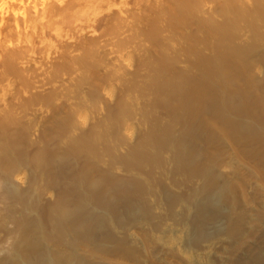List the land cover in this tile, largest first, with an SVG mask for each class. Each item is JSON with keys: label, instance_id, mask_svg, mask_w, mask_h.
Segmentation results:
<instances>
[{"label": "rangeland", "instance_id": "obj_1", "mask_svg": "<svg viewBox=\"0 0 264 264\" xmlns=\"http://www.w3.org/2000/svg\"><path fill=\"white\" fill-rule=\"evenodd\" d=\"M87 5L89 9L86 13L90 14L91 17L96 16L93 17L96 18L95 24L88 31L67 30L71 28L69 22L72 19L79 20L80 15L79 13H73L72 16L64 15L57 20V27L54 30L63 31L66 29L69 35L67 33L62 40L59 39L60 43L59 40L55 39L56 42L54 39L51 40L53 43H57L59 47L57 45H55L57 48L51 49L43 47L37 49L40 52L36 50L37 52L32 54L28 51V54L17 58V61H13L14 63L0 58V264L14 254L13 243L18 236L15 221H20L29 215L27 213L35 210V205H30L32 210L28 211V209L26 212L24 209L25 213L21 206L22 202L15 201L6 194L4 174H8L7 172L11 170V175L15 178L22 192L31 189L33 186L45 187L43 198L49 205H52L56 199L57 203L64 193V188L65 190L70 189L68 183L71 179L68 181L66 175H68L67 177L74 175L73 180L77 175L78 180L75 179L74 184L72 181L71 183L77 186L81 185V182L85 180L82 177L84 176L85 169L83 166L85 165H90L92 169L97 171L101 169L100 172L107 173L109 177L113 173H117L118 179L131 178L128 170H123L126 167H131L127 168L131 169L130 173L136 171L134 174L132 173V177H139L140 171H137V168L138 170L142 168L128 166L125 162L119 161L117 164L115 161H122L127 157V160H131L138 149L137 146L142 147L141 144L144 142L142 140H146L158 124L159 127L169 124L168 112L166 111L167 98L162 97V94L164 95L167 90H163V93L160 91L166 89L165 85L167 86L168 82L171 84L170 87L175 89L173 91H176L175 100H179L185 92L184 87L182 88L184 82L201 80L206 74L219 71L217 68L220 67L221 69L222 62L220 56L229 55L230 52H242L240 49H243V52L247 54L252 51V54L247 56L248 59L261 61V65L259 64L258 69L255 70L258 73L255 74L258 77H256L257 80L260 79L261 83L264 81V0H107V2L106 0H88ZM62 41L63 43H61ZM226 52L228 54H225ZM1 56L2 53H0ZM26 56L31 58L26 59ZM203 61L214 63L206 66ZM23 64L27 65L28 68L23 67ZM158 82L163 84L159 83L158 85ZM11 83L12 85H10ZM178 88L182 89L179 90ZM109 90L114 99L108 96ZM177 91L179 92L178 95ZM248 91L252 93L253 89H248ZM160 92L162 94H159ZM84 114L88 116V124L83 123ZM159 114L162 115L159 116ZM167 121L168 123H166ZM129 126L136 128L138 134L136 138H131L129 134H126L127 132L125 133V129ZM107 128L118 136L108 132ZM107 133H110L109 136ZM94 137L95 139H93ZM112 140L117 141L119 146L116 144L117 142L112 145ZM121 144L124 146L120 147ZM104 146H110V148L105 147L106 149H104ZM224 148L225 154L223 152V156L225 159L222 158L223 156H219L221 162L216 170L220 175L224 173L232 175L233 189L239 192L237 196L240 202L243 201L242 204L239 203V207L241 205L243 210L240 207V211L239 209L238 211L241 212L245 209L244 212L249 214L260 210L264 211V174L262 171L258 173L261 170L257 164L258 159L254 161L249 155L241 154L230 143H227ZM20 149L23 150V159L16 160L15 157L10 156ZM105 153L114 154L116 158L119 157L116 159L112 155L110 160V155L108 157ZM163 156L167 162L168 155L161 157ZM66 157L73 161H71V167L69 166L64 170L66 174L63 177L65 179L59 180L52 177L58 172V168L54 167L50 169L53 173L49 171V176L46 175V177L44 174V176H39L43 173L42 168H39L43 159L54 160L53 162L50 161L52 162L50 164L62 165ZM76 159L77 161L81 160L77 162L79 166L74 162ZM222 159L225 162L224 166H222ZM164 160L163 163H166ZM119 163L126 167H121ZM151 166L155 167L156 165ZM132 168L136 170L134 171ZM21 169L30 175V181L26 185L20 184L17 179V173ZM67 170H70V173ZM73 171L75 174L71 173ZM244 174L245 176L248 175L245 180V187L236 181ZM79 176L83 180L79 181L81 179ZM90 176L91 181L89 179L88 182L94 186L93 178H95L94 180H98V178L93 174ZM110 179L114 180V177H110ZM127 179L124 181L128 182ZM144 181L146 187H151L150 182H147L146 179ZM99 183L101 184V182ZM169 186H166L167 191H173L172 194L174 193V195L188 190L179 186L178 188L175 187L180 188L177 191ZM197 186L195 185L196 188ZM149 187L147 188L149 189ZM154 192H152L154 197L158 199V195L161 196V194ZM182 192L179 196L184 198L189 194L188 191L186 194ZM149 195L152 194H147V196ZM152 196L149 197L153 200L148 199L147 201L152 206L155 203L154 210L150 208V211L153 212V214L151 213L154 215L153 217L159 220V217L162 216L157 215L161 213V211H157L159 210L157 209L158 200ZM151 205L150 207H152ZM169 206L171 207V204ZM168 216H170L168 224L178 226V217L175 219L172 213H168ZM61 217L60 219H62ZM144 226L146 225L138 224L137 229L132 227L131 230L129 229L130 231H126V228V233L124 232L128 241L132 240L131 244L136 248H134L137 252L136 256L135 253H128L130 260L125 259V263H122V259L110 255V258L96 260L95 264H133L137 262L138 264H197L196 261L189 260L185 252L180 251L181 245H198L196 242H199V245L202 244L201 248L205 247L203 251H211L209 255L214 259V264H228L229 259H231L232 264V258L235 260L243 257L247 245L256 246L255 244L262 242L264 236L263 222L259 224L257 229L253 228V225L251 227L246 225L243 234L246 231L248 237L244 240L245 244H240L243 250H238V254L236 251V255H234L231 254L232 251L229 248L232 247L231 238L228 235L225 236L223 232L222 234L219 233L215 239H212V236L204 237L208 241L204 243L200 242L198 237L196 240L192 236L190 237L192 241L188 239L175 242L172 240L173 236L163 230L166 225L161 224L157 228L146 226L148 229ZM254 229L258 232H255ZM151 230L154 231L149 233ZM210 231L213 230L210 229ZM141 233L145 237L141 236ZM146 233L148 236L145 235ZM252 233L255 234L252 236ZM155 235L157 236L154 237ZM161 237L165 238V241ZM139 238L143 240L139 241ZM158 239L160 241H157ZM160 242L161 244H158ZM78 252L79 255H84V253ZM105 259L110 262L105 261L104 263ZM202 260L199 263L205 264V258Z\"/></svg>", "mask_w": 264, "mask_h": 264}, {"label": "bare ground", "instance_id": "obj_2", "mask_svg": "<svg viewBox=\"0 0 264 264\" xmlns=\"http://www.w3.org/2000/svg\"><path fill=\"white\" fill-rule=\"evenodd\" d=\"M87 2L88 0H0V53H2L0 58L14 63L13 61H17V58L24 57L29 52L32 54L39 51L37 49L43 47H49L50 49L56 47L55 45H57V43H53V39L55 42L59 39L62 40L64 35L68 33L67 30L72 29L78 32L88 31L89 28L95 24L96 18L93 17L96 16L91 17L89 16L90 14L86 13L89 9ZM73 13H79L80 18L79 20L72 19L69 22V27L71 28L68 27L69 29L63 31L54 30L57 27V20L61 19L64 15L72 16ZM67 35H69V33ZM63 41L61 43H63ZM57 46L59 47V45ZM218 49L220 50V48ZM240 50H242V52H230L231 54L229 55L220 54V60L222 62L221 69L220 67L217 68L219 71L206 74L201 80L194 78L197 80L196 81L189 78L191 80L190 82H184L182 88L184 87L183 89L185 92L179 100H175L176 97L174 94H176V91H173L175 89H173L172 86L170 87L171 84L169 82L167 83L168 89L165 85L166 89L160 90L162 93L163 90H167L164 95L161 92L159 94L167 98L166 102L168 106L166 111L168 112L169 119L167 120H169V124L160 125L159 127L157 123L158 125H155L156 127L154 129L152 128L153 132L148 137L146 136L147 134L144 135L147 137H145L146 140H142V142L144 141L143 144H141L142 147L140 145V148L137 146L138 149L136 148L135 155L131 160H127L128 157L122 159V161L113 160L116 163L117 161L125 162L128 166L142 168L140 170L137 168V171H140V173L138 172L140 175L139 177H132L133 172L131 171L132 173H130L131 169H127L131 167L123 165L126 167L123 170H128V174H131V178L126 177V179L129 178L127 179L128 182L124 181L126 180L124 178H122L123 180L120 177V179H118L117 173L110 175V177H114V180H111L112 178L110 179L107 173L103 171L100 172L101 169L97 171L96 169H92L90 165H85L83 166L85 169L84 176H82L81 173V176L85 180L79 176L81 178L79 181L83 180L81 185H73L74 180L77 179V175H75L76 177L74 180L72 179L74 176L73 174V176L70 177L66 175L65 177L68 181L71 179L73 184L70 181L68 183L70 189L65 190L64 188V193L61 195L60 199L58 198L59 200L57 203L56 199L55 202L52 200V202H54L52 205H49L46 204L43 198L45 187L39 188L33 186L31 189L22 192L15 178L11 175L12 171L10 170V172H7L8 174H4V184L8 192H6V194L15 201L22 202L21 206L23 211L24 209L26 212L28 209V211L32 210L30 205H35V210L27 213V215H29L25 216L20 221H15L18 236L17 240L13 243L12 250L14 254L4 261L2 260V264H95L97 262L96 260L110 258V255L112 257L116 256L123 261L125 259L130 260L128 253H135L134 255L136 256L137 252L134 250V245L131 244L132 240H130L129 237V242L124 232L126 228V231L132 227L137 229L136 226L138 224H143L151 228H157L161 224L166 225V228L163 226V230L166 231L167 234H171L173 236L172 240L175 242L181 240L186 241L192 236V238L194 237L195 239L198 237L200 242L204 243L208 242L204 237L209 238L212 236V239H215L217 235L219 236V233L222 234L223 232L225 236L228 235V237L231 238L230 244L232 247H229L232 251L231 254L236 255V251L238 254V250H243L241 245L245 244L244 240L248 237L246 231L245 234H243V230H246V225H250V227L253 225L252 227L257 229L260 223H264V211L260 210L255 211L256 213L249 214L247 212L245 213L244 209V211L239 212L240 207L241 210H243L241 205L239 207V203L242 204L243 201L240 202L237 196L239 192H237L236 189L235 192L233 189V181L231 180L232 175L224 173L225 176H223L224 174L220 175L216 170L221 162L219 156L222 157L225 151L224 146L230 143L238 149V152L241 154L245 153L249 155L254 161L258 159L257 164L259 169H261L258 173L262 171L264 174V81L261 83L260 79L257 80L258 77L256 74L258 72H255L256 68L258 69V65H261V61L247 58L249 54H252V51L247 54L243 52V49ZM228 52L225 54H228ZM213 53L215 54V52ZM31 56L33 57V55ZM25 58L28 59L31 57L27 58L26 56ZM213 63L203 61V64L206 66ZM23 67L26 68L27 65L23 64ZM179 76L181 77L182 75ZM182 81L184 80L182 79ZM159 83L161 82H158V85ZM10 85H12V83ZM248 89H253V92L250 93ZM107 94L113 98L110 90ZM178 94L179 92L177 91V95ZM160 115L162 114H159V116ZM87 117L88 116L84 114V124L89 123ZM163 117L162 119L165 120ZM166 123H168V121ZM107 130L111 134H114V132H111V129L107 128ZM125 133L129 134L131 138H136L138 136L134 126L127 127ZM93 139H95V137ZM115 142L113 141L112 145ZM116 144H118V142ZM110 146L108 147L110 148ZM122 146H124V144H121L120 147ZM105 147L108 148L104 146V149H106ZM22 151L23 150L20 149L14 153L12 152L13 155L10 153L7 154H10L12 158L15 157L16 160H20L24 158ZM86 153H88V151H86ZM105 154L108 157L110 155V160L112 158L111 156L114 155L111 153H109V155L107 153ZM162 155H168L167 157L169 158L167 162L164 160V156L161 157ZM102 157L104 158V155ZM118 157L119 156L116 158L115 156L116 159H118ZM161 158H163L162 161ZM222 158H224V156ZM44 159H46V157H44ZM44 159L43 162H41V166H39V168H42L43 173L41 175L39 174V176H49L50 169L54 167L58 168V172L52 177L59 180H62L61 178L65 179V177H63L64 174H66L64 170L67 169L71 165V161H73L71 158L66 157L64 160V163L67 162L66 164L59 161L62 165H54V163L50 164L54 160ZM77 159L76 161L74 160L75 164L81 161H77ZM163 160L166 163H163ZM11 161L10 163L12 165ZM224 163L225 162L221 165L224 166ZM76 165L79 166V163ZM151 165L156 166L152 167ZM146 167H148V169H146ZM149 167L151 168L149 169ZM135 168H132V170L135 171ZM108 170L110 171V169ZM67 171L70 173V170ZM26 172L27 171L24 169H21L17 173V179L22 185H26L30 181V175ZM127 172L124 173L127 174ZM71 173H74V171ZM91 174L98 178V180L96 179L97 181L93 178V181H95L94 186L96 187L97 185L96 188L92 183L88 182L89 179L91 181ZM246 177H248V175L245 176L244 174V176H240L236 181H238L239 185L241 184L245 187ZM259 177L262 179L261 176ZM145 179L151 184V187L147 186L149 189L145 185ZM99 182H101V184ZM169 185L177 191L180 189H177L179 186L187 188L189 192V194L187 193L188 196L186 198L181 195L179 196L182 192L181 190L180 193L178 192V195L172 194L173 191H170V193L167 191L168 189L166 187ZM195 185H198L197 188ZM154 191L161 194V196L158 195V199L154 197L152 193ZM187 191H183L184 194H186ZM147 194H152L153 196H149L159 201H157V209H159L157 211H161V213L157 215L162 216L161 218L159 217V220L155 219L153 217L154 215H152L153 212L150 211V208L154 210L153 206L155 203L153 204L152 202L153 206L150 203L152 206L150 207L147 200L151 198L147 196ZM50 195H52V193H50ZM45 198L47 199V197ZM244 198H242V200ZM169 204H171V207ZM168 213H172L175 219L178 217V226L174 225L176 222H173L174 226L168 224L170 220ZM60 217L62 219H60ZM171 222L170 224H172ZM147 227L146 229H148ZM210 229L213 231H210ZM152 231L154 230H151L149 233H152ZM255 232L258 231L255 230ZM254 234L252 233V236ZM143 235L144 234L141 236ZM145 235L148 236V233ZM156 236L157 235L154 237ZM161 238L162 240L165 239H163V237ZM159 239L157 241H160ZM201 239H203V241H201ZM141 240L143 239L139 241ZM161 242L158 244H161ZM142 243L144 244V242ZM197 243L198 245L193 246L181 245L180 251L185 252L188 256L187 258L192 262L196 261L197 264H200L199 262L204 258L205 264H214V259L209 255L211 251L209 249V252L207 250V252L203 251L205 247L201 248L202 244L199 245V242H196V244ZM255 245L256 246L252 247L250 244L247 245L245 249L247 252L244 250L245 255L235 260L232 258L234 260H232V264H264V236L262 242H258ZM78 251L84 253V255H79ZM133 254H131V256ZM138 258L140 259V257ZM123 261L122 263H125V261ZM229 261L228 264H231V259H229ZM218 262L220 261L218 260ZM133 264H138V262Z\"/></svg>", "mask_w": 264, "mask_h": 264}]
</instances>
